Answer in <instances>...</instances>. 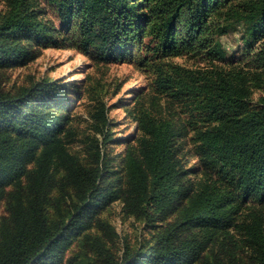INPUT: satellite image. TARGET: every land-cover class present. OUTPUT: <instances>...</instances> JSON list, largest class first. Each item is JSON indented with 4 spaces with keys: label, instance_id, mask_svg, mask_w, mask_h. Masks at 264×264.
<instances>
[{
    "label": "trees",
    "instance_id": "trees-1",
    "mask_svg": "<svg viewBox=\"0 0 264 264\" xmlns=\"http://www.w3.org/2000/svg\"><path fill=\"white\" fill-rule=\"evenodd\" d=\"M10 2L0 20V66L30 61L28 46L34 42L74 48L100 63L140 64L157 77L156 90L197 117L201 147L219 163V179L204 175L192 181L199 168L180 158L173 122L138 108L139 126L149 136L143 143L144 162L128 156L127 187L98 192L88 201L84 195L100 173L75 164L58 137L61 124L29 99L2 93L0 201L43 149L30 201L13 203L12 228L0 238V264H62L70 246L64 229L86 228L89 215L122 194L132 200L131 215L165 223L154 245L123 264H198L210 241L204 232L237 227L256 252L257 264H264V98L258 103L251 99V82L260 83L264 72V0H48L59 27L28 12L25 0ZM235 30L244 42L242 58H229L220 40ZM184 57L210 65L191 69L171 62ZM49 89L54 91L52 83L39 84L35 96ZM53 167L52 172L59 167L67 171L82 199L63 229L49 224ZM250 201L263 206L247 213L248 222L242 215Z\"/></svg>",
    "mask_w": 264,
    "mask_h": 264
},
{
    "label": "rangeland",
    "instance_id": "rangeland-1",
    "mask_svg": "<svg viewBox=\"0 0 264 264\" xmlns=\"http://www.w3.org/2000/svg\"><path fill=\"white\" fill-rule=\"evenodd\" d=\"M10 8V0H0V20ZM25 8L39 20L59 27L56 8L48 0H25ZM220 40L229 58H242L246 54L240 31H231ZM28 47L32 52L30 61L0 66V94L29 99L61 124L58 137L75 164L100 173L96 186L84 195L88 201L98 192L127 187L129 177L125 167L128 156L133 155L139 163L144 162L143 143L149 136L139 126L138 108H144L157 120L167 118L173 122L180 158L188 161L189 167L199 168L192 181L198 183L204 175L209 180L219 179L215 175L219 163L210 160L201 147L197 117L187 113L182 102L171 100L156 90L157 77L152 72L129 60L100 63L74 48L52 47L44 42H34ZM171 62L191 69H206L210 65L189 57ZM43 83H52L54 91L49 89L35 96L34 90ZM251 86L252 102L258 103L264 98V72L260 83L251 82ZM42 149L43 146L36 159L26 165L19 183L4 190L5 197L0 201V238L4 231L12 228L13 203L19 200L28 203L31 199L32 180L39 168ZM56 170L60 171L51 174L46 205L50 226L63 229L82 199L67 178V171L61 167ZM130 202L132 200L126 201L124 194L107 200L97 214L88 216L86 228L74 232L64 229L70 246L62 264H123L134 252L154 245L165 223L159 219L149 221L145 219L146 215H131ZM261 206L250 201L243 207L242 219L246 217L249 222L251 218L247 213L261 210ZM204 233L210 236V241L198 264H257L258 256L240 227Z\"/></svg>",
    "mask_w": 264,
    "mask_h": 264
}]
</instances>
